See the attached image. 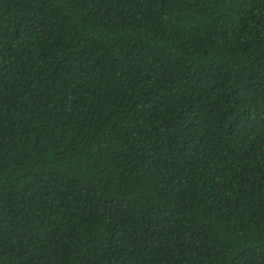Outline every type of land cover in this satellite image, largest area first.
I'll use <instances>...</instances> for the list:
<instances>
[{
	"label": "trees",
	"instance_id": "16d2710c",
	"mask_svg": "<svg viewBox=\"0 0 264 264\" xmlns=\"http://www.w3.org/2000/svg\"><path fill=\"white\" fill-rule=\"evenodd\" d=\"M0 264H264V0H0Z\"/></svg>",
	"mask_w": 264,
	"mask_h": 264
}]
</instances>
